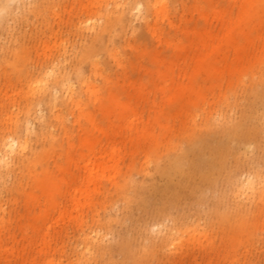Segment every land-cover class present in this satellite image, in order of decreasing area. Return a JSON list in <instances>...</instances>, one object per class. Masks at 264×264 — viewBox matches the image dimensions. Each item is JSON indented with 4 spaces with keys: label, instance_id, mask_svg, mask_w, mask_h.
<instances>
[{
    "label": "rangeland",
    "instance_id": "374dc122",
    "mask_svg": "<svg viewBox=\"0 0 264 264\" xmlns=\"http://www.w3.org/2000/svg\"><path fill=\"white\" fill-rule=\"evenodd\" d=\"M63 1L45 0V13L74 44L62 72L78 94L76 68L91 37L82 42L73 25L90 12ZM12 3L0 21V136L25 133L29 111L16 95L15 68L40 59L36 40L27 58L19 37L42 17L30 16L32 5L19 14ZM168 7L159 16L162 42L143 20L133 23L130 44L118 29L122 67L101 52L110 77H96V98L84 97L82 111L62 105L65 121H52L44 95L28 153L0 169V264L65 263L82 227L100 234L92 264H194L195 257L264 264V199L244 202L239 189L244 177L264 175V0H168ZM10 115L18 120L11 126ZM127 173L134 181L126 186ZM202 234L210 241L201 243Z\"/></svg>",
    "mask_w": 264,
    "mask_h": 264
},
{
    "label": "bare ground",
    "instance_id": "6f19581e",
    "mask_svg": "<svg viewBox=\"0 0 264 264\" xmlns=\"http://www.w3.org/2000/svg\"><path fill=\"white\" fill-rule=\"evenodd\" d=\"M12 1L16 2L15 11L17 13H24V11L21 10L27 5H32V9H29L28 11L30 16L37 21H40L39 19L42 17L40 26L38 24L34 28H31L30 31L25 29L26 32L19 37L22 52L27 58L30 57L29 45L32 43V40L33 42L36 40L33 49L40 59L38 61H33L31 65H28V62H26L25 65H17L15 68L17 78L22 84V87H20L16 95H20V97L25 100L24 108L26 107L29 112L26 111L27 113L23 122L24 134H17L13 132V128H9V131L5 135L0 136V169L7 168L11 159L17 160L28 153V150L31 147L30 137L36 130V119L33 117V114L42 113V104L44 102L45 94L49 95L48 106L51 110L52 121H65L62 118L63 116H61L62 113L64 114V108H61L62 105L66 107L75 106L82 111L84 97H89V100H92L91 98H96L98 91V84L95 81L96 77L100 75L107 81L110 77V74L106 75L103 73L104 67L100 60L101 52L107 53L115 65L122 67L123 61H121L120 51L117 48L118 46L114 43L113 38L118 29H121V36L128 44L130 42V37L128 36L129 33L131 32L132 34L135 31L133 23L143 20V28L151 32L157 42H162L160 32H158L160 28L159 16L160 14L166 15L169 9L168 0H71L73 5L75 4V1H77L80 7H83V9H87L90 12L84 17L77 16V20L73 25L75 31L74 34L79 36V39L82 40V42L91 37L89 42L87 44L85 43L87 46L80 55L81 63L76 68L80 88V93L76 94L75 85L71 82V79L62 72L66 56L69 51L73 50L74 44L69 36L63 34L64 32L60 28L62 26L59 23L56 24L52 20H49L52 15L48 17L49 14L47 15L45 12L48 10V7H50V3L45 2V0ZM64 2L65 0L63 3ZM10 11L12 10H9V12ZM48 11L51 12L50 10ZM52 12L55 13L53 8ZM166 19L169 20L171 26H177L175 20L169 19V17H166ZM42 27H46V29ZM56 27L58 28L57 30H55ZM18 28H22V30L24 29L21 25H19ZM47 29L49 30L48 32H46ZM109 42L111 43V46ZM200 43L198 51L194 53L193 56L196 64H200L203 61L201 46H203L205 42L200 40ZM25 53H27V55ZM86 62L89 64V73H87L82 66V63ZM53 67L55 68L54 75L48 78L51 84L50 88L41 92L40 90L31 87L32 84L36 83L40 77H44L47 71L53 69ZM133 88L136 89L138 87L134 84ZM143 88L146 89L148 86L145 85ZM155 88L160 89V86L156 84ZM166 88L167 85L162 86V89ZM181 88L185 87L182 85ZM152 90L153 89H150V91ZM59 91L63 98L58 101ZM14 118L15 117L12 115L9 116L10 126L18 121ZM189 139H191V137ZM170 159H168V162L169 164H175V170H178L180 174L183 172L186 174L185 168L180 162H177L172 158ZM159 163L160 162H158V165ZM84 169L91 170V175L95 172L93 170L94 168L91 166V162L85 163ZM158 170L162 173L167 172V165L163 164V167ZM29 171L32 172L33 169L30 168ZM253 174H250L248 177L246 176L247 178L244 177L245 181L243 180V184H240L241 186L239 187L241 190L240 192L243 191L242 189L246 190L245 193H241L244 202H248L249 200L260 201L264 199V175L263 178H261L260 175ZM131 175L129 177L128 173L126 174L129 178L125 179L123 185L126 184L127 186L128 182H130L128 184H131V182L134 181V179H132L133 176L131 177ZM125 187L123 186V189ZM76 191H78V189ZM126 191L127 189L125 190V194ZM72 201L77 202V197H74ZM256 207L258 208V205ZM1 223L2 219L0 218V224ZM197 230L196 227H192L188 231H190V233H196ZM99 237L100 234L97 229L93 227H90L89 229L82 227L79 249H76L75 254L72 255L73 257H69L67 262L64 263L61 261L59 264H81V262H84V264H92V258L95 254L96 243L98 242ZM201 238H203L200 241L201 243H204V241H210V237L205 234H202L199 239ZM194 239H197V236H195ZM193 263L200 264V261L195 257ZM48 264H52V261H48Z\"/></svg>",
    "mask_w": 264,
    "mask_h": 264
},
{
    "label": "snow or ice",
    "instance_id": "6c2138e0",
    "mask_svg": "<svg viewBox=\"0 0 264 264\" xmlns=\"http://www.w3.org/2000/svg\"><path fill=\"white\" fill-rule=\"evenodd\" d=\"M13 3L12 0H0V19L7 18V14L9 10L11 9ZM55 68L50 69L47 71L44 77H40L36 83L32 84L31 87L40 90L43 92L44 90L51 87V84L49 82L50 77L54 75ZM81 264H84V262H81ZM135 264H144L143 261H137Z\"/></svg>",
    "mask_w": 264,
    "mask_h": 264
}]
</instances>
